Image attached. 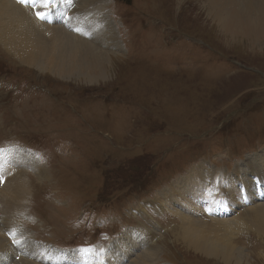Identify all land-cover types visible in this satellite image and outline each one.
<instances>
[{
    "label": "rangeland",
    "instance_id": "1",
    "mask_svg": "<svg viewBox=\"0 0 264 264\" xmlns=\"http://www.w3.org/2000/svg\"><path fill=\"white\" fill-rule=\"evenodd\" d=\"M102 1L119 49L108 52L76 38L111 56L97 82L42 73L22 64L8 42L9 50L0 44V146L35 156L44 173L22 171L27 193L17 224L49 252L107 248L120 239L131 246L125 248L130 256L140 255L148 242L157 255L152 264H221L175 244L171 233L182 228L179 218L151 205L196 168L235 175L238 165L249 161L253 170L264 160V26L254 45L239 38L236 45L208 23L205 0L87 5ZM246 2L242 12L246 8L263 21L264 0ZM87 21L94 22L90 16ZM81 25L87 28L77 34L84 37L90 26ZM238 204L228 206L234 211ZM254 204L261 203H243L238 213H247L250 224L258 223L249 210ZM143 225L151 228L149 238ZM235 243L247 251L250 264H262L253 260L264 254L261 232L250 227Z\"/></svg>",
    "mask_w": 264,
    "mask_h": 264
},
{
    "label": "bare ground",
    "instance_id": "2",
    "mask_svg": "<svg viewBox=\"0 0 264 264\" xmlns=\"http://www.w3.org/2000/svg\"><path fill=\"white\" fill-rule=\"evenodd\" d=\"M62 1L64 2L62 6L57 5V0L52 5V12L54 13L51 12L52 16L50 13L45 15L50 16V22L57 20L61 10L66 9L65 0ZM85 1L78 0V7L77 9L74 8V12L72 11L70 16L73 27H79L81 30L87 28L81 23L89 25L88 16L94 20L93 24L89 25L90 31L84 33V37H82L77 33H64L65 27L62 29V25L61 28L59 26L55 28L54 26H47L43 20L37 21V14L43 12L42 9H38L36 1L33 3L34 11H32L28 7H23L17 3L13 4L9 0H0L1 46H5L9 50L8 42L14 48L15 57L22 64L35 67L42 73L47 72L63 79H68L70 76L81 77L86 84L97 82L103 69L111 66L108 60L111 56L93 49L90 45L95 43L99 47L102 44V47L108 52H112L111 49L118 50L119 48H117L116 32H112L115 27L110 28L108 21H106V14L100 9L104 7V1L89 6L87 3L90 0ZM246 1L249 0H205L204 7L206 8L203 12L206 14L208 23L215 27L220 36L226 39L230 38L233 44H236V41L237 43L242 42L239 39H246V43L250 46L255 44L254 39L257 37L259 27L264 26V20L258 21L257 13L256 19H254L246 8L242 12ZM74 4L75 1L72 0L71 6L74 7ZM81 8L89 9L84 12ZM64 16L63 12L61 19ZM87 37L89 38L87 39ZM76 38L87 41L90 45L85 42H78V44ZM243 44L240 43V46ZM6 154L11 158V161L2 173V177L8 175L10 177L0 188V206L2 207L0 219L3 220L1 225L5 233L13 232L14 238L21 240V249L24 253L20 254L19 261H15L20 249L12 248L10 242L6 241L1 232L0 253H2L4 264H7L9 257H12L16 264H42L43 260L40 255L35 253L47 252L34 245L32 241L26 243V237L17 222L20 206L24 204V196L27 193L22 171L34 169L40 176L44 173L38 170L36 162L34 163V159L30 156L12 151H7ZM15 162L16 166L14 167ZM248 162H245L244 167L238 165L235 175H222L217 169L199 170L196 168L187 178L181 179L172 184L167 191L158 194L156 201L151 205L152 209H166L170 213L173 212L179 218L180 225L182 224V228L171 233L175 244L179 247H185L187 251L188 247H191L190 250L197 253L196 255L206 259H214L221 264L251 263L248 262L247 251L240 248L235 240L242 233L247 232L250 227L257 229L264 235V195H261L264 192V160L262 159L256 164V168L253 170H248ZM258 172L259 174H255ZM260 178L262 180L258 190L257 187H254V183L260 181ZM194 180L197 183L192 182ZM242 187L245 189L246 195L250 194L245 202L240 199V188ZM217 198L227 200L225 203L227 205L229 202H237V204L241 202L242 204H238V207H234V211L229 216H225L227 212L225 205L213 201ZM243 203H261L254 204L255 206L249 209L255 215L258 223L250 224L247 213L243 217L242 214H238ZM207 213L214 218L207 216ZM141 228L147 232V238H149L151 228L144 225ZM133 237L138 239L136 235ZM124 238V241L127 240L130 243V238ZM119 240L111 243L109 250L116 251V253H112L111 256L106 254L107 264H152L157 259L156 252L150 248L151 246L146 245L148 242L141 248L143 251L140 255L130 256L126 251H131H124L123 249H128L131 246L121 244ZM151 243L155 244L154 242ZM121 246L123 249H120ZM132 251L136 252L137 248L133 247ZM131 257L134 258L132 262H130ZM255 259L264 264V254L257 253L253 260Z\"/></svg>",
    "mask_w": 264,
    "mask_h": 264
},
{
    "label": "snow or ice",
    "instance_id": "3",
    "mask_svg": "<svg viewBox=\"0 0 264 264\" xmlns=\"http://www.w3.org/2000/svg\"><path fill=\"white\" fill-rule=\"evenodd\" d=\"M44 2H45V5L46 6L47 5H54L56 3V0H44ZM65 2L71 3V0H65ZM37 15H38V18H41L42 19L44 17V15H46V13H38ZM2 182H3V177L0 176V183H2ZM9 237L11 239H13V243L14 244H17L18 245L20 243L19 240H17V239L14 238V233L13 232H9Z\"/></svg>",
    "mask_w": 264,
    "mask_h": 264
}]
</instances>
